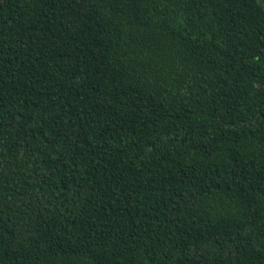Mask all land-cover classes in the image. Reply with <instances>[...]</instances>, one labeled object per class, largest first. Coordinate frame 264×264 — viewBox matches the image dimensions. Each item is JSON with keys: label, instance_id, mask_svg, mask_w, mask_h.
<instances>
[{"label": "trees", "instance_id": "trees-1", "mask_svg": "<svg viewBox=\"0 0 264 264\" xmlns=\"http://www.w3.org/2000/svg\"><path fill=\"white\" fill-rule=\"evenodd\" d=\"M0 264H264V0H0Z\"/></svg>", "mask_w": 264, "mask_h": 264}]
</instances>
